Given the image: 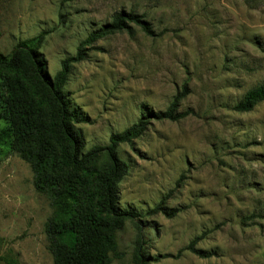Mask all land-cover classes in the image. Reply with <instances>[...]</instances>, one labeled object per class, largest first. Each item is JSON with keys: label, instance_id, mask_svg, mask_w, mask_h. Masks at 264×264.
Instances as JSON below:
<instances>
[{"label": "rangeland", "instance_id": "obj_1", "mask_svg": "<svg viewBox=\"0 0 264 264\" xmlns=\"http://www.w3.org/2000/svg\"><path fill=\"white\" fill-rule=\"evenodd\" d=\"M122 12L145 16L159 36L133 27L99 41L73 67L65 93L89 120L76 127L86 152L166 111L187 86L179 108L187 118L153 121L119 148L130 166L119 208L145 216L143 248L159 259L153 264H264V103L234 110L264 85V1L0 0V55L47 32L41 55L54 77L89 34ZM6 128L0 116V135ZM33 179L0 138V257L54 264L45 233L51 202ZM165 199L174 218L146 217ZM197 238L209 259L186 251ZM137 241L127 223L111 264H134Z\"/></svg>", "mask_w": 264, "mask_h": 264}, {"label": "trees", "instance_id": "obj_2", "mask_svg": "<svg viewBox=\"0 0 264 264\" xmlns=\"http://www.w3.org/2000/svg\"><path fill=\"white\" fill-rule=\"evenodd\" d=\"M77 1V0H73ZM255 7L264 0H245ZM139 28L149 38L158 37L145 16L122 12L102 28L89 34L75 56L65 59L60 71L51 77L41 49L48 36L43 32L28 42L20 43L9 56L0 55V116L7 128L0 138L21 160L30 165L33 184L38 193L51 202L52 216L45 233L54 264H111L117 256V235L127 223L138 231L134 264H153L143 245L144 215L119 208V185L130 174L129 164L122 160L119 148L140 139L153 121L179 122L189 113H179L188 96L187 86L169 109L150 113L123 133L114 134L106 147H93L86 152V142L77 126L88 124L80 110L73 109L65 93L75 65L84 62L88 50L108 37ZM264 103V85L248 92L235 106L239 113H250ZM167 199L146 217L168 211ZM200 239L186 248L200 259L211 256L197 249ZM4 264H17L11 256L0 257Z\"/></svg>", "mask_w": 264, "mask_h": 264}]
</instances>
